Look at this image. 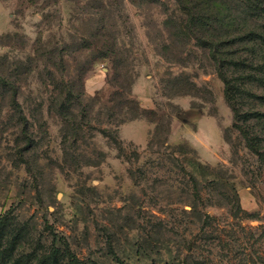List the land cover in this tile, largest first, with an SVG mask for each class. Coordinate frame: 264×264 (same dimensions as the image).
<instances>
[{
  "label": "rangeland",
  "instance_id": "1",
  "mask_svg": "<svg viewBox=\"0 0 264 264\" xmlns=\"http://www.w3.org/2000/svg\"><path fill=\"white\" fill-rule=\"evenodd\" d=\"M186 18L177 0H0L13 263L264 264V46L236 49V119Z\"/></svg>",
  "mask_w": 264,
  "mask_h": 264
},
{
  "label": "trees",
  "instance_id": "2",
  "mask_svg": "<svg viewBox=\"0 0 264 264\" xmlns=\"http://www.w3.org/2000/svg\"><path fill=\"white\" fill-rule=\"evenodd\" d=\"M178 4L185 10L186 29L196 37L197 42L208 49L215 59L217 70L225 82L228 100L234 110L235 118L241 119L242 114L235 103V90L229 75L233 70H247L249 57L245 52H236L237 47H248L256 50L257 46H264V0H177ZM256 70L264 73V63L256 58ZM254 65V66H255ZM263 81V76L258 79ZM17 92L13 93L14 108L19 114L22 125V133L28 135V119L16 99ZM248 112V116H256ZM146 117V116H145ZM258 117V116H256ZM261 117V116H260ZM147 118V117H146ZM261 118H264L262 116ZM249 139L245 128L238 125ZM26 149L31 147L33 141L28 138ZM0 219V264H16L12 262L15 253L14 247L6 245V235L9 229L4 221ZM57 252H51L48 256L53 261ZM76 258L71 257L70 264L76 263Z\"/></svg>",
  "mask_w": 264,
  "mask_h": 264
},
{
  "label": "crops",
  "instance_id": "3",
  "mask_svg": "<svg viewBox=\"0 0 264 264\" xmlns=\"http://www.w3.org/2000/svg\"><path fill=\"white\" fill-rule=\"evenodd\" d=\"M143 121H146V120H143ZM136 122H141L142 123V120H138V121H136ZM132 123V122H131ZM148 123V122H147ZM129 124V123H128ZM125 126H127V124L126 125H124V127ZM123 127V128H124ZM148 128H149V125H148V127H147V129H146V132L144 133L145 134V136H146V138H147V133H148ZM139 136V135H138Z\"/></svg>",
  "mask_w": 264,
  "mask_h": 264
}]
</instances>
